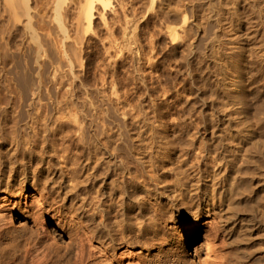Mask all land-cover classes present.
I'll return each instance as SVG.
<instances>
[{
    "label": "bare ground",
    "instance_id": "6f19581e",
    "mask_svg": "<svg viewBox=\"0 0 264 264\" xmlns=\"http://www.w3.org/2000/svg\"><path fill=\"white\" fill-rule=\"evenodd\" d=\"M230 1L0 0V249L37 208L0 264H62L46 221L78 197L71 264H156L170 228L207 264H264V38ZM11 60L66 67L60 93H5Z\"/></svg>",
    "mask_w": 264,
    "mask_h": 264
},
{
    "label": "rangeland",
    "instance_id": "374dc122",
    "mask_svg": "<svg viewBox=\"0 0 264 264\" xmlns=\"http://www.w3.org/2000/svg\"><path fill=\"white\" fill-rule=\"evenodd\" d=\"M137 1L138 3H142L143 0ZM225 2H227V8L234 7V4L230 0H225ZM242 5V9L250 12V16L257 19V22H259L257 28L259 29L262 38H264V0H247L246 3L243 2ZM175 6V3H172L167 7L174 8ZM231 10L232 9L228 11ZM96 21L100 22L98 17H96ZM230 40L231 37L229 32H226V30H221L219 32L216 49L224 53L223 61H225L227 51L230 49ZM102 52L105 53L104 48L101 49V53ZM53 69V66L49 63L40 64L34 62L33 60H21L20 62L11 60L8 63L9 71L7 75V87L5 89V93H28L31 96L34 93L36 95L37 93H40L44 98V102L50 101V96L60 93V76L62 75V78L65 77L64 69L66 70V67L58 65L56 68L57 72ZM25 76L27 77V83L23 80V77ZM224 80L230 90L232 85V76ZM242 116L246 123H253L251 119L246 118L244 113ZM25 121L27 122V117ZM54 161H58L56 157L54 158ZM73 203L76 204H64L62 201L55 204V206L64 205L62 209L64 210L66 216L60 223L56 218L53 222H48V220L46 221L47 229L53 236L56 254L57 256H60L59 258L62 264H71V257L76 247L79 235L78 224L81 217L78 215L79 210L77 206L81 204L80 197L74 199ZM36 210L37 208L35 205H32L27 208H18V210L13 213V220L8 227L9 234L13 236V239H10V241L7 243L5 242L2 245L1 249H4L5 255L2 256L0 252V263H2L5 259H13L14 257L22 254L23 237L29 236L37 230V225L35 223ZM19 219L20 221H18ZM14 237L16 239H14ZM179 239L178 229L170 228L167 238L160 245L152 249V260L156 262V264H207L206 255L204 254L202 248L193 251L192 246L189 245L191 242H189L187 244V250L184 251ZM17 243L19 246H16Z\"/></svg>",
    "mask_w": 264,
    "mask_h": 264
}]
</instances>
